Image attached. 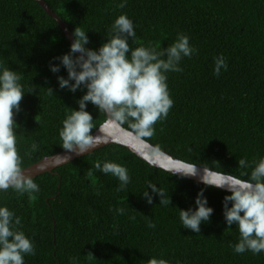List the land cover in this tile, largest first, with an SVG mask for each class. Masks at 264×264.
<instances>
[{
  "label": "trees",
  "instance_id": "1",
  "mask_svg": "<svg viewBox=\"0 0 264 264\" xmlns=\"http://www.w3.org/2000/svg\"><path fill=\"white\" fill-rule=\"evenodd\" d=\"M44 1L71 34L75 27L85 30L86 47L93 50L107 39L105 33L121 13L133 21V48L148 43L167 47L177 32L189 36L197 53L181 60L182 72L167 73L173 107L146 141L177 159L234 177L242 171L240 158L251 161L264 154V0H127L124 8L118 7L120 0ZM69 46L35 0H0V61L21 73L25 90L13 116L23 168L63 150L58 130L66 107L77 109L76 101L86 91L58 86L57 75L67 78V71L55 58ZM220 54L228 68L217 77L214 57ZM50 63L60 65L59 73L50 71ZM86 110L97 126L105 120L90 102ZM123 127L129 130L127 124ZM33 142L40 148L29 156ZM97 160L125 166L128 186L118 191L115 177L95 170ZM33 179L40 187L34 198L18 197L11 189L0 193V203L21 217L23 230L35 242L36 255L25 256V264H146L151 257L171 264H264V252L233 251L239 232L235 225L227 228L223 216L229 192L152 166L118 143ZM146 180L168 193L169 206L159 204ZM144 188L152 204L144 199ZM201 189L213 212L200 233H194L181 226L178 212L195 208ZM118 207L124 215L109 211ZM149 219L155 229L147 227Z\"/></svg>",
  "mask_w": 264,
  "mask_h": 264
},
{
  "label": "clouds",
  "instance_id": "2",
  "mask_svg": "<svg viewBox=\"0 0 264 264\" xmlns=\"http://www.w3.org/2000/svg\"><path fill=\"white\" fill-rule=\"evenodd\" d=\"M127 6V0H120L119 8ZM107 39L93 50L86 47L89 43L86 31L75 27L69 51L55 58L67 71V78L57 75L58 86L75 93L83 87V95L76 101L78 108L66 107L58 135L60 146L69 153L81 155L102 143H108L112 130L129 126L131 133L140 141L152 138L157 121L167 118L173 107L167 73L182 72L180 62L191 58L197 49L190 44L186 33L177 32L175 39L167 47H156L151 43L139 44L133 21L126 13L119 14L105 33ZM79 55H76V54ZM60 65L49 64L50 71L59 73ZM228 68L226 57L220 54L214 57L213 75L220 76ZM21 73L11 70L0 61V193L11 189L18 197L28 195L34 198L40 187L31 175L25 174L22 157L17 148L18 127L13 119L14 111H20V101L25 92L21 83ZM31 91V89L29 90ZM49 95L53 90L48 88ZM90 102L97 107L105 120L97 126L89 111ZM94 128L98 134H92ZM111 142L120 141L112 138ZM40 145L31 143L27 155L37 152ZM157 154L161 149L152 146ZM58 161H68V156H55ZM95 170L111 175L118 181L117 190L125 189L130 183L128 169L111 160H97ZM242 171L238 177L230 173H217L203 166L200 181L205 186L225 189L230 194L223 198V216L227 228L235 225L239 239L232 245L236 254L250 251L253 254L264 252V154L257 153L251 161L238 160ZM250 169V171H247ZM170 173L195 177L198 169L195 163H182L168 169ZM247 176V179L241 177ZM151 193L159 196V204L169 206L171 201L164 189L146 180ZM142 195L148 204H152V195L144 188ZM230 202V206H229ZM195 208L179 209L181 226L200 233V225L207 222L213 212L208 206L203 189L194 198ZM118 215H124L125 209H109ZM134 219V217H133ZM147 227L155 229L156 224L147 220ZM36 255L34 240L22 227V219L6 204L0 203V264H25V256ZM146 264H171L164 258L151 257Z\"/></svg>",
  "mask_w": 264,
  "mask_h": 264
},
{
  "label": "water",
  "instance_id": "3",
  "mask_svg": "<svg viewBox=\"0 0 264 264\" xmlns=\"http://www.w3.org/2000/svg\"><path fill=\"white\" fill-rule=\"evenodd\" d=\"M43 9L44 11L51 16L54 21L58 24V26L60 27V29L63 31V33L66 35L67 39L69 40V42H72V34L68 29V25L48 6V4L44 1V0H35ZM76 55H79L78 53ZM92 134H98V129H96ZM112 138H115L117 140H119L120 142L118 144L123 145L125 147H127L131 152H133L135 155H137L138 157L142 158L143 160H145L146 162H148L150 165L155 166L157 168L163 169L165 171H168V169H172L177 167L179 164L182 163H188L185 161H182L180 159H177L167 153H165L164 151H160L159 154L155 153L153 151V148L151 143H149L148 141L142 142L140 140H138L132 133L130 130L126 129L125 127L122 128H118V129H113L112 130V136L109 137V142L108 143H113L111 142ZM108 143H102L100 145H97L95 148L89 149L88 151L91 152L93 150H95L96 148H99L103 145H106ZM85 153H88L87 151ZM83 153V154H85ZM81 154V155H83ZM68 156L69 159L68 161L81 156V155H77L75 153H69L67 152V150L63 149L62 151L43 157L42 159H40L39 161L31 164L30 166H27L25 168H23L25 174L27 175H31L32 177H35L41 173L44 172H51L55 167L60 166L68 161H58L55 156ZM197 166L198 169V175L195 177H191V176H182L180 174H176L188 179H192L198 182L200 181V175L203 174V167L201 166ZM169 172V171H168ZM217 172V171H216ZM220 173V172H217ZM225 190V189H223Z\"/></svg>",
  "mask_w": 264,
  "mask_h": 264
}]
</instances>
